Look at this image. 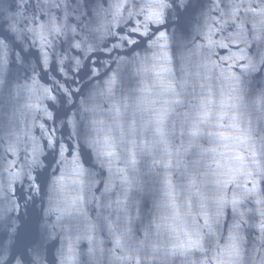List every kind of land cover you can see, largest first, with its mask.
Returning <instances> with one entry per match:
<instances>
[{
  "label": "water",
  "instance_id": "1",
  "mask_svg": "<svg viewBox=\"0 0 264 264\" xmlns=\"http://www.w3.org/2000/svg\"><path fill=\"white\" fill-rule=\"evenodd\" d=\"M0 264H264V0H0Z\"/></svg>",
  "mask_w": 264,
  "mask_h": 264
}]
</instances>
